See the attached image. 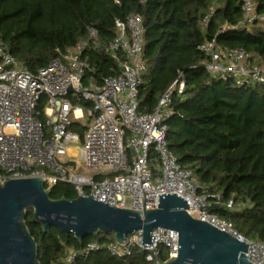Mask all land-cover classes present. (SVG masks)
I'll use <instances>...</instances> for the list:
<instances>
[{
    "label": "built area",
    "instance_id": "2783aa9c",
    "mask_svg": "<svg viewBox=\"0 0 264 264\" xmlns=\"http://www.w3.org/2000/svg\"><path fill=\"white\" fill-rule=\"evenodd\" d=\"M238 1L242 19L237 25L225 23L218 33L264 20L254 0ZM213 13L202 20L203 28ZM115 26V38L104 44L105 51L120 63V71L112 75H96L85 55L87 49L101 45L94 28H89L86 39L36 72L24 67L0 41V182L42 176L46 188L69 183L78 195L86 196L94 188L95 199L141 211L156 208L159 193H177L187 200L190 215L248 243L252 264H264V242L244 237L231 223L211 213L209 208L220 201V195L199 193L194 171L183 167L168 146L165 121L173 114V94L185 89L183 73L161 95L153 111L140 112V88L147 70L144 19L132 13L117 19ZM198 48L208 58L205 67L211 77L239 87L264 85V64L244 48L223 47L217 37ZM82 99L91 105L85 108ZM77 122L86 126L84 137L70 128ZM129 196L132 204L128 207ZM142 233L129 234L126 242L112 240L107 250L124 258L138 249L147 253L150 264H164L177 256L176 230L156 228L150 245L142 243ZM100 246L90 241L82 254L89 255ZM77 254L69 249L65 264H74Z\"/></svg>",
    "mask_w": 264,
    "mask_h": 264
},
{
    "label": "trees",
    "instance_id": "16d2710c",
    "mask_svg": "<svg viewBox=\"0 0 264 264\" xmlns=\"http://www.w3.org/2000/svg\"><path fill=\"white\" fill-rule=\"evenodd\" d=\"M254 1L264 13V0ZM212 10L203 28L201 22ZM132 13L141 14L145 26L147 70L139 111H153L183 73L185 89L173 94V114L165 121L168 146L183 167L194 171L199 193L220 195L209 211L244 237L264 242V85L239 87L211 77L205 67L208 58L198 48L217 37L223 47L244 48L264 64V20L218 33L225 23L237 25L242 19L238 0H0V41L24 67L36 72L94 28L101 45L87 49L85 55L96 75H112L120 71V63L104 44L115 38L116 20ZM80 103L85 108L91 105L84 99ZM43 106L40 103L39 108ZM70 128L84 137L85 125L77 122ZM77 195L69 183H58L50 192L53 199ZM26 221L41 264H65L71 248L78 253L74 264H150L147 253L138 249L124 258L111 255L107 244L113 235L100 232L79 242L56 226L44 232L32 209L27 210ZM90 241H98L100 249L82 254Z\"/></svg>",
    "mask_w": 264,
    "mask_h": 264
},
{
    "label": "water",
    "instance_id": "95a60500",
    "mask_svg": "<svg viewBox=\"0 0 264 264\" xmlns=\"http://www.w3.org/2000/svg\"><path fill=\"white\" fill-rule=\"evenodd\" d=\"M95 192V189H92ZM42 176L10 178L0 182V264H41L38 244L27 226L32 209L44 232L56 226L79 242L100 232L126 242L142 230V243H153L158 228L179 233L177 256L164 264H252L248 243L187 211V200L177 193H159L158 206L137 210L119 208L90 196L53 199Z\"/></svg>",
    "mask_w": 264,
    "mask_h": 264
},
{
    "label": "rangeland",
    "instance_id": "374dc122",
    "mask_svg": "<svg viewBox=\"0 0 264 264\" xmlns=\"http://www.w3.org/2000/svg\"><path fill=\"white\" fill-rule=\"evenodd\" d=\"M85 122H87V121H85ZM82 170L85 171V167H83ZM131 204H132V198L129 196L126 198V205L129 207V206H131ZM110 235H113V234H110ZM164 252H166L165 248H164Z\"/></svg>",
    "mask_w": 264,
    "mask_h": 264
},
{
    "label": "bare ground",
    "instance_id": "6f19581e",
    "mask_svg": "<svg viewBox=\"0 0 264 264\" xmlns=\"http://www.w3.org/2000/svg\"><path fill=\"white\" fill-rule=\"evenodd\" d=\"M248 249V248H247ZM246 255H247V251H246Z\"/></svg>",
    "mask_w": 264,
    "mask_h": 264
}]
</instances>
